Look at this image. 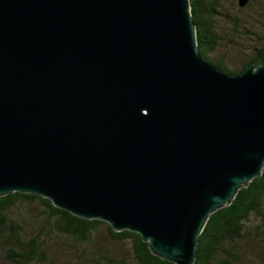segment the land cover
I'll list each match as a JSON object with an SVG mask.
<instances>
[{"label": "water", "instance_id": "obj_1", "mask_svg": "<svg viewBox=\"0 0 264 264\" xmlns=\"http://www.w3.org/2000/svg\"><path fill=\"white\" fill-rule=\"evenodd\" d=\"M192 10L0 0V198L41 196L196 264L212 214L263 174L264 65L204 60Z\"/></svg>", "mask_w": 264, "mask_h": 264}, {"label": "trees", "instance_id": "obj_2", "mask_svg": "<svg viewBox=\"0 0 264 264\" xmlns=\"http://www.w3.org/2000/svg\"><path fill=\"white\" fill-rule=\"evenodd\" d=\"M191 3L204 60L234 75L246 72L251 65H264V41L237 72L222 61H213L210 54L218 46L214 17L220 2ZM253 219L260 223L252 225ZM101 233L112 243H129L131 256L99 250L96 236ZM93 245L96 251L91 252L88 248ZM253 245L264 260V171L239 191L231 205L212 214L199 237L196 264H242L247 246ZM71 247L76 249L71 251ZM68 253L79 255L86 264H173L155 256L140 234L116 232L104 221L76 217L49 199L19 192L0 198V264H57V256L64 258Z\"/></svg>", "mask_w": 264, "mask_h": 264}, {"label": "rangeland", "instance_id": "obj_3", "mask_svg": "<svg viewBox=\"0 0 264 264\" xmlns=\"http://www.w3.org/2000/svg\"><path fill=\"white\" fill-rule=\"evenodd\" d=\"M218 14L214 17L215 31L218 37V46L210 54L213 61H222L233 71L241 70L249 61L253 49L264 41V0H250L245 6H240V0H219ZM253 219L252 225H257ZM96 246L102 252L112 251L120 257H130L129 243H112L107 236L98 234ZM96 246L88 248L96 251ZM71 247V251L75 250ZM247 255L242 264H264L259 256L257 246H247ZM79 253V252H77ZM65 256V254H64ZM57 264H86L80 256L68 253L62 258L57 256Z\"/></svg>", "mask_w": 264, "mask_h": 264}]
</instances>
